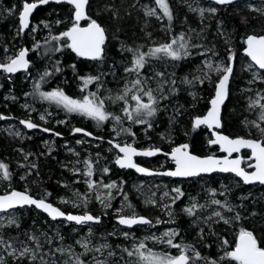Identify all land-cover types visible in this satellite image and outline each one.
<instances>
[{
	"label": "rangeland",
	"instance_id": "1",
	"mask_svg": "<svg viewBox=\"0 0 264 264\" xmlns=\"http://www.w3.org/2000/svg\"><path fill=\"white\" fill-rule=\"evenodd\" d=\"M96 1L93 0L95 3L93 7L94 19L101 15H106L105 9L103 10V7L97 6ZM22 3H20L16 11V24L8 28V30L12 29L11 33L9 32L8 38L4 42L0 40V63H6L8 57L17 55L24 45L29 50H36L34 58L39 57L43 60V57H46V55L52 58L53 53H58V51H46V49H54L57 46H62V41L69 43L65 38L59 42L51 41L50 44H45V40L50 37V33L43 30L40 21L37 22H40L39 26L32 21L29 29L24 32L26 43H23L20 38L19 43L14 44L13 39L18 36V14L22 8ZM168 3L173 12V19H176L177 28H175V32L179 34L184 32L186 39L190 41L191 45H199L200 47L190 48L192 54L179 60L181 63L177 65V72L174 73V76L171 73V78L175 77L176 83L178 84L179 92L176 91L172 97L160 102L159 107L161 110L155 116L157 120L154 130H151L152 128L147 129L146 132L143 130L140 134L138 133L126 141L120 139L115 140V142L130 143L144 148L162 145L168 149H172L179 143L175 139L184 136L187 132L188 125H192V119L194 117H190V114L192 112L198 114L199 112L206 111L209 106L207 103L208 100L202 97L199 88H211L209 90H211L212 95L214 92V84L218 80L219 74L207 69L203 62L210 60L214 65L220 61L227 63L229 49L233 51L232 31L229 25L227 26V23H225L226 20L224 17L227 7L233 9L230 12L234 11L236 14L242 16L239 19L240 21H242V18H247V16L252 18L253 22L247 20V23H243L249 25L248 34L263 35L261 28H258V26L263 24L264 27V15L259 11L260 9H264V1L240 0L232 5H216L209 0H168ZM189 5L192 8L216 7L218 11L215 15L205 12L202 18L198 12L191 11ZM145 8H157L155 0H130L129 9L135 14L142 15L144 18L156 19L158 20L157 23H161L159 27L160 33L158 34L162 40L166 33L163 31L165 28H163L164 24L162 22L164 21L166 24L167 18L157 19L155 16H146ZM157 12H160L159 8H157ZM255 22H257L256 25ZM179 23L181 24L180 26H178ZM33 27H36L35 32L31 30ZM59 33L52 35H58ZM248 34L240 39L243 45L244 38ZM155 39L157 38H152L151 42L156 43L159 41H155ZM37 43L40 45L39 48L35 47ZM121 44L123 43L112 39L106 41L105 54L108 52L107 56L116 55L122 58L125 55L127 57V52L120 50ZM111 45L114 46L113 49ZM202 53L204 54L202 55ZM57 56L60 57L59 53ZM236 56L235 71L231 79V93L236 98H239L238 101L241 103L242 109L240 118H238L239 122L226 129V134L229 136L261 139L260 132L250 124H246L245 121L259 122L258 116L260 109L257 107L256 109L249 110L248 97L255 99V93L257 91H261L264 94V81L258 80L252 85H249L248 81L253 78V71H261L262 74L264 72L258 70L255 66H253L251 71L248 70L247 65L251 61L241 50H239ZM169 59L164 58L155 61L154 65L156 70L158 71L160 69L161 71L158 72H163L161 69L162 66L164 70H167L168 62L173 61ZM108 60L112 59L105 57L102 62H99L100 73L105 74L102 76L100 82L102 86L99 91H97L96 82L89 84L82 91L81 80H75L66 87L63 85L67 83L60 80L54 83V86L43 90L44 81L39 76L30 75L29 71L16 75H6L3 71H0V82L5 80L4 90H1L0 93V116L5 117V119H0V161L9 165V171L12 174L11 180L0 179V193L9 192L12 189L25 190V188L27 190L29 189V193L37 198H41L45 193H51L47 197V201L65 212L83 214L87 211L93 215L102 217L98 224L76 225L74 222H68L66 220H52L41 212L43 214L42 216L40 215V211L32 206L18 207L6 212H0V217H3L5 222L10 216H15L20 225L19 228L14 226L4 228L5 238L14 237L34 246L33 242L27 241L26 237L21 235V233H34L40 237L42 243L44 242V235L42 234H47L49 237H54L53 243L52 245L45 243L42 252L47 253L50 248L59 247L62 243L65 247L71 245L76 254L84 252V249L76 241L81 238H88L93 247L105 242L111 245V248L104 250L102 254L89 252L86 255H82L81 259L88 262V264H91L94 256L106 260L107 264H135L136 258L129 257L127 253L122 251L123 248L131 250L133 243H138L139 240L145 237L153 235L160 236L167 229L178 228L180 235L176 237V243L183 241L186 244H192L201 252L202 257L220 261V257L228 249L222 246L217 235L210 233L208 227L202 223L200 227L204 228V238L201 240L197 235L199 229L193 226L195 217H189L182 211V209L192 202V198H195L198 204L205 205L204 208L197 209L196 216L198 217H208L214 211H221L225 217H232L234 212H229L225 208L211 204L212 199H218L222 202L227 200L234 207L235 211H239L242 217L245 218L231 226L225 225L223 222L213 224L212 228L214 232L219 234L223 239H227L230 242L231 237L237 231L235 229L242 225L244 227L246 226V228H251L254 234L263 240V185L252 188L245 187L233 175L221 174H214L213 176L202 175L177 180L128 175L126 179L118 180L113 176L114 168L112 166L114 165V160L118 152L109 142H106L105 135L111 134L116 137V132L120 130V126L116 125L111 119L103 122V124L97 125V122L91 118L79 113H68L62 106H58L54 102L44 100L40 97V92H48L56 88L62 89L66 95L73 99H82L83 96L91 92H97V95L105 98L107 111L120 115L123 103H112L107 97L110 95L114 97L120 93L123 90L125 81L135 78L124 72V67L128 66L131 57L129 56V61L124 60L118 63L116 69H111L114 65L113 62L109 63ZM50 62L53 61L50 60ZM157 63L160 65L159 67L156 65ZM150 69H152L151 65L149 66V72ZM174 69L176 71V68ZM45 71L50 73L48 77L54 76L49 69ZM204 75L210 76L211 79L205 80L203 84L194 83L193 85H188L182 82L185 76L192 79L196 76L203 78ZM163 79H166V75H164ZM37 82H39L38 90L35 89ZM247 88H251L252 91H244ZM24 105H28V107H24ZM178 106L179 111L177 112L176 109ZM231 109L234 110L233 108ZM223 111L224 107L221 116L223 115ZM42 115L45 117L44 120L40 119ZM173 117L175 122H173ZM27 119H31L33 123H36L40 127L34 129L26 128L20 121ZM60 121L64 123H60ZM126 121L123 122L122 127L129 128L125 123ZM43 128H49L52 131L44 132ZM74 128H82L86 132H91L92 136H86L83 133H74L72 131ZM16 132H19L20 135H15ZM56 132L60 133V135L56 136L54 134ZM99 137L103 139H97ZM77 141L83 142L77 143ZM21 149L23 150L22 152L20 151ZM27 153H31L32 155L25 161L24 154ZM89 158L92 159L94 165V175L91 179L97 182L102 181L105 184L115 181L118 185H121V182H123L121 185L122 191H118L117 189H103L99 186L90 191L84 183L86 177L83 175L85 167L83 161ZM151 159H149L150 167L155 169H162L169 162L165 157ZM77 161H80V163L77 164ZM33 163L37 165V168L32 170L30 175H26L29 171L28 166ZM21 164L25 165V167H21ZM73 166L81 169L80 174L73 173L71 170ZM104 167L109 168L110 171L103 173L102 170ZM53 171H57L59 176L57 175L58 177L55 178L52 175ZM22 176H26V179L22 180ZM49 178L51 180L50 182L48 181ZM177 187L183 191L184 195L175 204H171V199L175 196L172 190ZM212 189L216 190L215 195L210 191ZM109 192H111L113 197L111 200V208L104 209L100 201L96 199V195L98 193L107 195ZM166 192L169 194L168 196L164 195ZM76 193H79L81 198L87 194L88 203L86 207L80 205L75 195ZM125 193L128 196L127 203H131L133 209L126 207V202L123 198ZM241 197H247V199L242 200ZM148 198L155 199L157 205L146 204L145 201ZM62 200L69 201V203H61ZM73 203H77L78 206L74 207ZM165 204H171L170 210L174 214L175 223L167 222L170 218L167 214L168 210L162 207ZM240 205H243V207H240ZM122 207L124 208V214H131L134 210L138 215H143L152 220V225H136L133 228L119 225L116 221V210ZM105 211L107 212L106 215H104ZM252 212L257 213V215L254 217L251 216L250 214ZM157 219L161 223H156ZM89 228L92 230L91 235H89ZM57 232L63 237L62 242L59 239H55ZM113 232H115V235H111ZM122 232H130L131 235L128 239H125L121 235ZM145 243L154 252H167L172 255L178 254L176 249L169 248L165 244L153 242L152 240H145ZM207 245H210V247ZM109 250L113 251L115 255L108 256ZM207 252H213L212 256H205L204 254H207ZM45 259L49 261V264H52L53 260L56 261V264H63V261L68 259V257L61 256L57 253L56 256H46ZM8 260L9 264H14L10 257ZM23 264H29V262L25 259ZM37 264H39L38 261ZM196 264H205V261L198 260ZM220 264H234V262L223 260L220 261Z\"/></svg>",
	"mask_w": 264,
	"mask_h": 264
},
{
	"label": "snow or ice",
	"instance_id": "2",
	"mask_svg": "<svg viewBox=\"0 0 264 264\" xmlns=\"http://www.w3.org/2000/svg\"><path fill=\"white\" fill-rule=\"evenodd\" d=\"M50 0H23L22 10L19 12V29L18 35L23 33L25 29H29L30 26V16L33 10L39 5H46ZM56 3L66 2L67 4L73 6V15L71 26L67 28L66 31L60 32L58 35H51L46 38L45 44H50L51 41H61L65 39L69 41L66 46L76 53L79 57H85L94 61H103L105 55V43L108 39L107 29L98 22L97 19L92 18L88 15L86 9L89 6V0H55ZM235 0H214L216 5H232ZM157 8L160 12H157V8H145V15L152 17L155 16L157 19L167 18L169 21L168 30L171 31V21L173 20V12L168 3V0H155ZM251 7V5H249ZM189 9L193 12H198L203 18L205 12L215 15L218 11L216 7L209 8H192L189 5ZM106 10L112 12L113 17H118L119 12L114 9L111 5L106 6ZM11 11V9L9 10ZM261 14L264 15V9H260ZM162 13V15H161ZM81 21H87L86 26H81ZM243 23H247V18H242ZM44 27H49L47 22H41ZM60 23V21H57ZM38 27V26H37ZM33 32L36 31V27L31 29ZM150 36V34H149ZM246 45L244 48L245 55L250 58L251 63L247 65L248 70H252L255 66L258 70H264V35L249 34L244 40ZM36 48L40 45L37 43ZM62 46H57L54 49L48 48L46 51H61ZM200 47L199 45H191L186 39L185 33L181 32L178 36H172L168 42L160 43L149 47L145 52L142 50L143 45L136 47H129L125 44H121V51L131 53V60L128 66L124 67L125 74L129 76H134V79L126 80L124 83L123 90L116 94L114 97L109 96L112 103L122 102L123 107L121 108V114L117 115L112 112L107 111L105 107V98H101L97 95V92H91L88 95L82 97V99H73L72 97L65 94V92L56 88L48 92H40L39 95L42 99L54 102L58 106H62L64 110L68 113H79L85 117L91 118L97 122V125L103 124V122L109 119L113 120L116 125L120 126V130L116 132L119 136L121 132L128 133L135 136V133L131 132L130 128L122 127L125 120L130 121L132 124L144 125L147 129H151L153 124L152 120L161 110L159 105L161 101L167 100L169 96L175 94L177 91L175 85V79H163L165 73L156 72L153 77H148L143 75L142 70L145 66L149 64L150 59H164L170 58L173 61H179L182 58L190 56L192 53L190 48ZM29 49L22 48L17 55L8 57L6 63H0V69L6 73H15L21 69H27L29 67V60L26 59ZM210 51V50H206ZM204 53H202L203 55ZM235 59V53L229 49V55L227 57V63L220 61L215 65L210 60H205L203 63L210 71H214L219 74L218 80L214 84V96L210 100L211 107L207 111V114L203 117L197 116L193 122V129L199 128L201 125H206L208 128H219L221 126L220 122V110L221 105L224 104L225 99L229 95V82L234 74L233 61ZM75 70V65L71 66ZM55 71L59 72L61 69L59 67L55 68ZM50 73L45 71L40 77L44 80L48 77ZM104 73L97 75H87L81 76L79 79L82 81V91L87 88V86L93 82L97 83V91H99L101 85L102 76ZM174 76V73L172 74ZM157 79V87L152 88L150 86V80ZM211 77L204 75L203 78L200 76L193 77L189 79L187 76L184 77L183 83L188 85H193L194 83L203 84L205 80H210ZM264 81V74L261 71H253V78L248 81L249 85L254 84L256 81ZM167 88V91L165 89ZM35 89H39V82L36 83ZM244 91H252L251 88L244 89ZM195 96L194 93H192ZM255 99L248 97L249 110L260 109L257 121H245L246 124H250L255 127L261 134V139H250L244 137L230 138L229 136L222 135L219 132H213L214 139L208 141L209 144H218L221 149L228 155L223 158H217L215 156H205L200 157L192 154L189 151L188 144H181L179 146L173 147L170 153L166 155L170 156L171 160L175 164L174 170H168L165 172H153L147 168L139 166L134 161L136 156H155L157 153L162 151L159 147H152L149 149L138 150L133 144L130 143H118L109 141L113 148L118 150V155L115 158V163L120 168H131L135 169L138 173L147 175H166L171 177H194L199 176L202 173H212V172H224V173H235L236 176L240 177L245 184H252L258 182L264 185V94L261 91L255 93ZM28 107V105H24ZM179 111V106L176 109ZM0 119H5V117L0 116ZM41 120L45 117L42 115ZM173 122L174 117H173ZM23 124L28 129H34L40 127L36 123H33L31 119L21 120ZM60 123H64L60 121ZM115 130V129H114ZM44 132L52 131L49 128H43ZM74 133H83L86 136H92L91 132H86L82 128H74L72 130ZM59 136L60 133H54ZM15 135L19 136L20 133L16 132ZM97 139H103L99 137ZM83 141H77V143H82ZM250 149L251 157L249 159H254L255 164H249L250 168H254L253 171H246L241 167L242 160L240 157L235 159H230L233 153H239L241 149ZM111 150V149H109ZM23 151L22 149L20 150ZM51 151V149H49ZM70 151H72L70 149ZM31 153L24 154V160L27 161ZM78 155V154H77ZM80 161H77L79 164ZM84 171L83 175L86 177L84 183L88 186V189L94 190L98 186L103 189H117L122 191V183L118 185L117 182L112 181L110 183H103L102 181L97 182L91 179L94 175V165L91 158L84 160ZM21 167L25 165L21 164ZM29 171L26 175H30L31 171L37 168L36 164H31ZM67 167V166H65ZM74 174H80L81 169L73 166L72 169ZM103 173H108L109 168L104 167ZM38 174V173H37ZM11 172L9 171V165L0 161V179L11 180ZM21 179H26V176H22ZM227 190V189H226ZM175 196L171 199V204H175L183 195V191L177 187L172 190ZM213 195H215L216 190H210ZM51 193H45L44 196L37 199L29 194L27 188L24 191H17L12 189L9 192H5L0 195V212H6L9 209H14L16 207L23 206H35L37 209L42 210L47 213L49 217L53 220L58 218H63L68 222H75L76 225H87L90 223H100L102 217L91 214L90 212H84L83 214H72L66 213L61 210V208L54 206L52 203L47 201V197ZM79 200L80 205L87 206L88 197L87 194L81 198L79 193L75 194ZM165 196L169 194L164 193ZM124 201L126 202V207L128 209H133L131 203H127L128 196L125 193ZM96 199L100 201L104 209L111 208V200L113 199L111 192L107 195H102L98 193ZM242 200H246L247 197H241ZM61 203H69V201L62 200ZM146 204H151L153 206L157 205V201L152 198H148L145 201ZM171 204H165L162 207L168 210L169 223H175L174 214L170 210ZM211 204L218 205L221 208L227 209L229 212H234L232 217H225L221 211H214L208 217H198L196 216L197 209H202L205 205H200L192 198V202L186 206L182 211L186 213L189 217H195L193 221V226L199 229L197 235L201 240L204 238V228L200 227V224H204L208 227L210 233L217 235V238L221 241V245L225 248L229 245L227 239H223L219 234L215 233L212 226L213 224H219L223 222L225 225H233L234 223H239L242 219L241 213L235 211L234 207L229 204L227 200L221 201L218 199H212ZM74 207H77V203H73ZM243 207V205H240ZM107 212L105 211L104 215ZM117 221L119 225L127 226L131 228L134 225H152V220L149 218L138 215L134 210L131 214H124V208L116 210ZM251 216H256L257 213L252 212ZM156 223H161L157 219ZM16 227L19 228L18 219L15 216H10L5 222L3 217H0V264H9L8 258L10 257L14 264H23L26 259L29 264H49V261L45 259L46 256H56L59 253L61 256H67L68 259L63 261V264H88L85 260L81 259L82 255H86L89 252L103 253L104 250L110 249L111 245L108 243H103L98 246H91V241L88 238H81L77 240L76 243L79 244L84 252L81 254H76L73 251L71 245L65 247L61 243V246L50 248L47 253L42 252L44 244L52 245L54 237H49L47 234L44 235V242H41L39 236L34 233L30 234L27 232L21 233V235L26 237L27 241L33 242L34 246L25 241L18 240L14 237L5 238V233L3 231L6 227ZM91 228H89V235H91ZM111 235H115L113 232ZM121 235L125 239L130 237V232H122ZM180 235V230L178 228H170L164 231L160 236H149L144 239L139 240L138 243H133L131 250L128 248H123L122 251L127 253L129 257H135V264H196V261L203 260L205 264H220V261L228 260L234 262V264H264V246H261V241L258 236L254 234L253 230H250L244 226H240L236 234L234 248L232 250H225L223 255L220 257V261L216 259H210L201 256V252L198 251L194 245L186 244L183 241L176 243V237ZM55 239L63 241V237L56 233ZM145 240H152L153 242H158L167 245L169 248L176 249L178 251L177 255H172L167 252L158 253L154 252L145 243ZM18 245V246H17ZM210 247V245H207ZM119 247V246H117ZM115 253L111 250L108 251V256H113ZM52 264H56L53 260ZM91 264H107L104 259H99L98 257H93Z\"/></svg>",
	"mask_w": 264,
	"mask_h": 264
},
{
	"label": "trees",
	"instance_id": "3",
	"mask_svg": "<svg viewBox=\"0 0 264 264\" xmlns=\"http://www.w3.org/2000/svg\"><path fill=\"white\" fill-rule=\"evenodd\" d=\"M32 1V0H28ZM23 2V0H0V40L4 42L9 35V32L11 33V30H8V28L13 24H16V11L18 10V7L20 3ZM95 3L93 0H89V6L87 8L88 10V15H90L92 18L93 16V7ZM97 6L103 7V10L105 9L106 15H101L97 17L96 19L98 22L102 23V25L107 29V36L108 40L112 39L115 41H119L129 47H136L143 45L142 50L147 51L149 47H152L154 45H158L160 43H166L169 41V39L172 36H178L179 33L175 32V28H177L176 24V19L174 18L171 21V31L168 30L169 28V21L167 20L166 24L163 21L162 23L164 24L163 31H165V37L161 40L160 35V24L157 23L158 20L156 19H150V18H144L142 15L135 14L131 9H129L130 5V0H97L96 1ZM111 5L114 9H117L119 12L118 17H113L112 12L109 10H106V6ZM234 8V7H233ZM11 9V11H9ZM231 9V7L226 8V14L224 13V17L227 23V26L229 25V28L231 29V39L233 43V51L235 53V59H234V71H235V66H236V54L239 52V50L242 51L244 45L243 42L240 40L241 37L245 36L248 34L249 30V25L243 24L242 21H240V17H242L239 14H236L234 11ZM72 12L73 9L69 4L66 3H51L47 4L45 6H41L37 8L33 15H32V21L34 23L40 25V22H47L49 27H44V24H42L43 30L49 32L51 35L59 33L61 31H65L72 23ZM247 20L253 22L252 18L250 16H247ZM40 21L39 23H37ZM57 21H60V23H57ZM156 23H154V22ZM32 23V22H31ZM257 22H255L256 25ZM181 24L179 23L178 26ZM254 25V23H253ZM258 25V24H257ZM261 28L262 34L264 35V27L263 24H260L258 28ZM183 28V26H181ZM26 32V31H25ZM184 33V32H183ZM150 34V36H149ZM18 35V34H17ZM20 38L22 39L23 43H26L25 35L24 32L18 36H16L13 39L14 44H18ZM152 38H157L155 41L159 40L161 42H151ZM106 40V41H108ZM190 43V41H189ZM67 43L65 41H62V47L61 51H58L60 57L57 56V54H52V58H49L47 55L46 57H43V60L39 57L34 58V54L36 52L29 50V56L31 58V64L29 66L28 71L30 72V75L32 76H39L41 77V73H44L46 69H49L54 76L52 77H45L43 80V90L48 89L49 87L54 86V83L57 81H62L66 82V85H63L64 87L70 85L73 83L75 80H80L79 77L81 76H87V75H97L100 74V61H94V60H85L82 58L76 57L70 50V48L63 46L66 45ZM25 46V45H24ZM27 47V46H26ZM112 49L114 46H112ZM242 48V49H241ZM111 52V51H110ZM117 53V52H116ZM227 54V53H226ZM108 52L104 55L105 57H108L112 60H108V62H113V67L111 69H116V65L118 63H121L122 61L126 60L129 61V56L131 57V53H127V57L125 55L121 57H118L116 55H110L107 56ZM57 56V57H56ZM169 59V58H167ZM52 60L53 62L49 61ZM159 61L160 59H155L152 58L150 59L149 64L145 66V69L142 70L143 75H149L148 77H153L154 74L158 71H161L158 69V71L155 68V61ZM171 60V59H169ZM180 61H169L168 62V69L164 70L163 66L161 69L163 70V73L166 75V79H175L171 78V73H176L177 72V65L180 64ZM72 65H75V70L71 67ZM151 65L152 69L149 70V66ZM158 67L160 66L158 63L156 64ZM54 66V67H53ZM59 67L61 71L57 72L55 71V68ZM176 68V71L175 69ZM179 70V69H178ZM149 73V74H147ZM41 75V76H40ZM175 75V74H174ZM4 85H5V80L0 82V93L1 90H4ZM150 86L152 87H157V79H152L150 80ZM177 91L178 89V84L176 83L175 85ZM201 91L202 97H204L206 100H209V97L211 95V88L207 87H200L199 88ZM167 91V88L165 89ZM179 92V91H178ZM173 95L169 96L172 97ZM239 98H236L235 95H232L231 93V82L229 85V95L227 98V101L224 105V111L222 115V131L226 133V129H228L230 126H233L239 122L240 114H241V103L238 101ZM208 103V102H207ZM233 108L234 110H232ZM202 112H199L196 114L195 112H192V116L190 114V117H195ZM225 113V114H224ZM155 117L152 120V129L154 130L155 124H156ZM128 127L131 129L132 133H135V136L141 131L146 132V126L144 125H137V124H132L130 121L125 122ZM106 137V142L109 141H115V140H128L132 138L133 136L130 134H126L124 132H121L119 136H112L110 135H105ZM115 137V138H114ZM208 138V133L205 128L199 127L196 129H193V126L188 125L187 132L184 136L176 138V142L182 143V142H187L190 146V150L195 152L196 154H206L214 150L213 146H210L207 142ZM154 141V139H152ZM178 144V143H177ZM2 147V146H1ZM157 147H160L164 150H167L165 146L158 145ZM169 150V149H168ZM158 157L162 156H157L153 157L151 160H154ZM138 162L145 166L150 167V160L146 159H140ZM170 162H168L167 165H165V168L169 167ZM113 166V176L118 179V180H124L127 178L128 175L134 176L135 174L132 171L129 170H120L117 168L115 165ZM52 175L58 177L59 175L57 174V171H53ZM58 175V176H57ZM214 174H209V175H203V176H213ZM221 175H231V174H221ZM50 182V178L48 179ZM49 185V183H48ZM245 187H258L261 185H244ZM30 190L28 189V192ZM40 215L43 216V214L40 212ZM259 238V237H258ZM260 239V238H259ZM261 244L264 245V239H260ZM230 243V242H229ZM205 256H211L209 254H204Z\"/></svg>",
	"mask_w": 264,
	"mask_h": 264
},
{
	"label": "water",
	"instance_id": "4",
	"mask_svg": "<svg viewBox=\"0 0 264 264\" xmlns=\"http://www.w3.org/2000/svg\"><path fill=\"white\" fill-rule=\"evenodd\" d=\"M209 1H213L214 2V0H209ZM237 1H240V0H235V2H237ZM249 1H254V0H249ZM259 1H264V0H259ZM28 2H32V1H28ZM234 2V3H235ZM51 3H56L55 2V0H50V2L48 3V4H51ZM61 3H66V2H61ZM23 4V3H22ZM56 4H58V3H56ZM67 4V3H66ZM47 5V4H46ZM41 6H45V5H39L37 8H39V7H41ZM71 6V5H70ZM72 7V9H73V6H71ZM36 8V9H37ZM88 8V7H87ZM36 9H34L33 10V13H34V11L36 10ZM21 10H22V8H21ZM20 10V11H21ZM86 11H87V9H86ZM33 13L31 14V16H30V24H31V19H32V15H33ZM87 13H88V11H87ZM72 15H73V12H72ZM18 22H19V14H18ZM86 24H87V21H81V26H86ZM70 27V26H69ZM27 29H25L24 30V32L26 31ZM67 30V29H66ZM246 38V37H245ZM245 38H244V40H245ZM245 44H244V48H245ZM22 48H26L25 46H23ZM21 48V49H22ZM244 48H243V50H242V52L244 53ZM71 50V49H70ZM71 52L76 56V57H78V58H82V59H85V60H91V59H88V58H85V57H79V56H77L76 55V53L75 52H73L72 50H71ZM244 55H245V53H244ZM246 56V55H245ZM247 57V56H246ZM248 58V57H247ZM26 59H28V56L26 57ZM249 60H250V58H248ZM29 60V59H28ZM30 62V61H29ZM233 67H234V61H233ZM28 70V68L25 70V69H21V70H19V71H17V72H15V73H6V72H4L2 69H0V71H3L6 75H14V74H17V73H21V72H25V71H27ZM263 72H264V70H262ZM230 81H231V79H230ZM229 85H230V82H229ZM213 96H214V92H213V95H212V97L210 98V100L213 98ZM228 98V97H227ZM227 98L225 99V101H224V104L223 105H221V110H220V122H221V126L219 127V128H216L215 126H213V128H208L206 125H201L200 127H205L206 129H207V131L209 132V134H210V139L209 140H211V139H214L215 137H214V135H213V132H219L220 134H222V135H226V136H229L228 134H226L225 132H223L221 129H222V119H221V114H222V110H223V107H224V105H225V103H226V101H227ZM210 100H209V106H208V108L206 109V111L203 113V114H201V115H198V116H200V117H203L204 115H206L207 114V111L209 110V108L211 107V105H210ZM195 117H197V116H195ZM195 117L192 119V126H193V122H194V119H195ZM230 138H236V137H240V136H229ZM245 138V137H244ZM250 139H253V138H250ZM188 144L187 142H182V143H179V144H177V145H175L174 147H176V146H179V145H181V144ZM121 144H124V143H121ZM189 145V144H188ZM210 145H214V146H216L217 147V152H218V154L217 155H212V156H215V157H217V158H223L224 156H226V155H228L226 152H224L222 149H221V147L218 145V144H210ZM134 147H136L138 150H144V149H149V148H140V147H137V146H135V145H133ZM117 150V149H116ZM189 151L192 153V154H194V155H197V156H200V157H205V156H210V155H198V154H196V153H194V152H192L191 150H190V146H189ZM243 151H248V153H249V155L245 158L247 161H250V164H252V165H254L255 164V160L254 159H249V157H251V150L250 149H241L240 150V152L239 153H233L232 154V156L230 157V159H235V158H237V157H240L241 158V160L243 161L244 160V158H243V156H242V152ZM117 152H118V150H117ZM171 152V150H169V151H164L163 149H162V151L160 152V153H157L155 156H158V155H164V156H166L169 160H171V158H170V156H168V155H166V153H170ZM136 157H142V158H151V157H154V156H151V157H146V156H136ZM134 161H135V157H134ZM172 161V160H171ZM136 163V162H135ZM172 163H173V167L172 168H170V169H166V170H154V169H151V168H149V167H147V166H144V165H141V164H138L139 166H141V167H144V168H147V169H149V170H151V171H153V172H165V171H168V170H174V168H175V164H174V162L172 161ZM116 164V163H115ZM117 165V164H116ZM118 166V165H117ZM119 167V166H118ZM241 167L242 168H244L246 171H253L254 170V168H250L249 167V164L248 165H246L245 167L242 165V163H241ZM120 168V167H119ZM122 169H131V168H122ZM131 170H133L135 173H137V174H139V175H145V176H150V175H147V174H142V173H138L135 169H131ZM212 173H221V174H225L224 172H219V171H216V172H212ZM212 173H202V174H200V175H209V174H212ZM228 173H230V174H233L234 176H236V174L235 173H231V172H228ZM164 176H166V175H164ZM168 177H171V176H168ZM194 177H197V176H194ZM243 184H245L244 182H243V180L240 178V177H238V176H236ZM172 178H193V177H172ZM258 182H256V183H252V184H257ZM259 184V183H258ZM246 185H250V184H246ZM262 185V184H261ZM15 190H17V189H15ZM17 191H24V190H17ZM4 193H0V195H3ZM30 194V193H29ZM30 195H32V194H30ZM33 196V195H32ZM34 198H37V197H35V196H33ZM37 199H39V198H37ZM49 202V201H48ZM26 206H28V205H26ZM55 206V205H54ZM19 207V206H18ZM18 207H16V208H18ZM32 207H34L36 210H38V211H40V212H42V213H44V214H46L48 217H49V215L47 214V213H45V212H43L42 210H40V209H37L35 206H32ZM57 207V206H56ZM15 209V208H14ZM9 210H12V209H9ZM8 210V211H9ZM66 213H68V212H66ZM72 214H78V213H72ZM50 219H52L51 217H49ZM53 220V219H52ZM56 220H64L63 218H58V219H56ZM116 221H117V219H116ZM75 223V222H74ZM117 223H118V221H117ZM123 226V225H122ZM134 226H136V225H134ZM134 226H132V227H134ZM125 227H127V226H125Z\"/></svg>",
	"mask_w": 264,
	"mask_h": 264
},
{
	"label": "flooded vegetation",
	"instance_id": "5",
	"mask_svg": "<svg viewBox=\"0 0 264 264\" xmlns=\"http://www.w3.org/2000/svg\"><path fill=\"white\" fill-rule=\"evenodd\" d=\"M22 48V47H21ZM21 50V49H20ZM18 54V53H17ZM28 59H29V61H30V63H29V66H30V64H31V58H30V56H28ZM5 63V62H4ZM28 69H29V67H28ZM28 71V70H27ZM18 74V73H17ZM14 75H16V74H14ZM212 96V95H211ZM211 98V97H210ZM208 102H209V100H208ZM208 133V132H207ZM210 139V136H209V133H208V138H207V141ZM137 147H140V146H137ZM214 147V150L213 151H211V152H209V153H206V154H208V155H217L218 154V152H217V149H216V147L215 146H213ZM140 148H144V147H140ZM160 148V147H159ZM162 149V148H161ZM167 150H164V151H169V150H171V149H169L168 150V148H166ZM193 152V151H192ZM195 153V152H194ZM199 155V154H198ZM249 155V153H248V151H243L242 152V156H243V158H244V160L242 161V164L244 165V167L246 166V165H248V164H250V161H247L245 158L247 157ZM158 156H162V157H165V158H167L166 156H164V155H158ZM154 157H157V156H154ZM151 158H153V157H151ZM151 158H142V157H135V162L136 163H138V164H141L140 162H138L140 159H146V160H149V159H151ZM168 159V158H167ZM169 160V159H168ZM169 162H170V164H169V167H167V168H162V169H155V168H152V167H149V166H147V167H149V168H151V169H154V170H166V169H170V168H172L174 165H173V163H172V161L171 160H169ZM114 165L117 167V168H119L116 164H115V160H114ZM141 165H143V164H141ZM145 166V165H144ZM120 170H129V171H132L134 174H135V176H138V177H146L145 175H139V174H137V173H135L133 170H131V169H122V168H119ZM151 177H161L162 179L163 178H166V179H168V180H177V179H186V178H172V177H168V176H164V175H150ZM243 184V183H242ZM243 185H246V184H243ZM255 185H260V184H255ZM138 226V225H137ZM135 227V226H134ZM246 227V226H245ZM129 228V227H128ZM131 228H133V227H131ZM238 229L239 228H236L235 230H237L236 231V233H234V235L231 237V239H230V243H229V245L226 247L229 251L230 250H232V248H234V244H235V239H236V234H237V232H238ZM248 229H250L251 230V228H248ZM261 246H264L263 244H261ZM207 254H209V255H211L212 256V254H213V252H207Z\"/></svg>",
	"mask_w": 264,
	"mask_h": 264
},
{
	"label": "bare ground",
	"instance_id": "6",
	"mask_svg": "<svg viewBox=\"0 0 264 264\" xmlns=\"http://www.w3.org/2000/svg\"><path fill=\"white\" fill-rule=\"evenodd\" d=\"M31 22H32V19H31ZM31 25V24H30ZM26 47V46H25ZM27 49H29L28 47H26ZM27 56H29V51H28V55Z\"/></svg>",
	"mask_w": 264,
	"mask_h": 264
}]
</instances>
